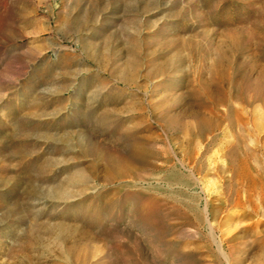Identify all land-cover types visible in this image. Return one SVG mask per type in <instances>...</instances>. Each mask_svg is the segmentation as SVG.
I'll return each mask as SVG.
<instances>
[{
    "label": "rangeland",
    "instance_id": "obj_1",
    "mask_svg": "<svg viewBox=\"0 0 264 264\" xmlns=\"http://www.w3.org/2000/svg\"><path fill=\"white\" fill-rule=\"evenodd\" d=\"M0 264H264V0H0Z\"/></svg>",
    "mask_w": 264,
    "mask_h": 264
},
{
    "label": "bare ground",
    "instance_id": "obj_2",
    "mask_svg": "<svg viewBox=\"0 0 264 264\" xmlns=\"http://www.w3.org/2000/svg\"><path fill=\"white\" fill-rule=\"evenodd\" d=\"M133 118L137 117L138 115L134 114ZM131 116V115H130ZM140 116V114H139ZM112 117V116H111ZM114 118V116H113ZM119 118V117H118ZM97 119V118H96ZM99 120L103 121H109L110 120V114L108 113H102L99 117ZM144 120V119H142ZM132 121V120H131ZM171 124H179V119L175 116L170 119ZM104 124V123H103ZM209 122L207 117L200 118L199 120V132H205V130L208 128ZM138 128V127H137ZM138 144V143H137ZM147 144V143H146ZM136 152L140 155H143V153L146 152V148L143 145H138L136 147ZM103 156H105V162L107 164L108 169V175L109 178H125L134 173V166L132 162L125 156H123L120 152H113V153H103ZM106 179H108L106 177ZM66 184V183H65Z\"/></svg>",
    "mask_w": 264,
    "mask_h": 264
}]
</instances>
